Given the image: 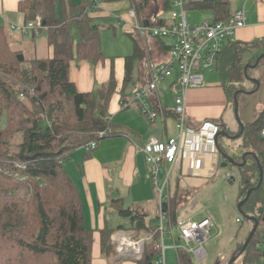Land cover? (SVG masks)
<instances>
[{"label":"trees","instance_id":"1","mask_svg":"<svg viewBox=\"0 0 264 264\" xmlns=\"http://www.w3.org/2000/svg\"><path fill=\"white\" fill-rule=\"evenodd\" d=\"M172 2L173 0H162L160 4L158 0L160 10L165 12L171 9ZM132 5L140 21L153 17V0H132ZM95 8L93 0L19 2L18 10L24 15L25 23L36 20L38 16L46 23L38 35H46L47 43L54 48L53 57L47 59H27L21 51L12 47L9 36L3 26H0V167L3 170L0 173V247L2 244L5 249L8 246L11 253L0 260H4L5 264L8 260L13 264L15 260L23 258L25 253L35 256L52 253L56 259L55 264H91L93 233L84 226L78 191L64 171L62 163L77 149H86L92 142L99 144L115 135L108 116L109 104L116 90L115 79H111L102 93H81L69 77L70 63L74 58L94 64L105 58L102 51V28L98 23L100 18L91 15ZM188 8L210 10L214 21H225L233 14L228 0H190L187 10ZM129 35L132 36L130 33ZM254 45L262 46L264 41ZM244 46L245 44L238 42L229 44L218 58L216 69L229 102L232 101L231 88L242 81ZM260 55L255 58V62ZM141 57L142 48L134 39V53L125 58L124 85L130 83L134 64ZM263 60L264 58L259 64ZM11 79L16 80V85ZM53 92L60 94L61 109H64L60 112L66 115L71 111V118L65 120V123L55 116L58 111L54 104L47 106ZM27 101L31 104L30 108L26 106ZM66 107L69 112H66ZM91 107H97L99 112L89 115ZM15 116L19 117V123L11 131L10 126L13 125ZM72 118L77 123H84L76 131H70L69 128ZM209 122L218 125L220 131L229 135L240 134V129L233 133L222 121ZM244 126V132L236 139L240 142L238 147L242 153L253 152L257 156L263 169V181L242 207L246 214L257 218L256 231L248 247L242 250L246 240L239 243L234 255L238 256L236 261L240 259L242 264H264V138L261 134L264 130V110L255 122L244 123ZM107 129H111L112 134L99 138V132ZM8 132L12 133L11 137L16 133L22 134L23 141L17 153L2 152L5 148L10 149L6 138ZM219 138L220 155L227 154L237 164H242L243 155L229 154L219 145ZM95 150H87V154ZM245 159L246 164L242 166L229 164L238 169L241 192L239 202L260 181V168L256 158L247 156ZM23 189L28 190L23 195L24 198H28V195L32 197L30 209H20L21 205L17 202L21 196L15 198L14 193ZM171 203L175 212L179 203L174 199ZM113 205H116L119 216L128 220L130 227L119 226L115 230H134L135 233L152 230L150 224L146 225L143 216L135 215L132 209L124 206L123 199L114 200ZM34 215L38 216V220ZM131 217H135L134 222ZM251 223L247 236L255 226ZM115 230L107 226L100 233L102 253L108 258L115 253V246L110 240ZM158 253L156 243V250L145 253L138 264H153ZM180 261L181 264H194L191 256L184 253L180 254Z\"/></svg>","mask_w":264,"mask_h":264},{"label":"crops","instance_id":"2","mask_svg":"<svg viewBox=\"0 0 264 264\" xmlns=\"http://www.w3.org/2000/svg\"><path fill=\"white\" fill-rule=\"evenodd\" d=\"M20 1L22 0H0V21L3 22L5 32L6 25L11 32L20 36V38L15 41L9 37L10 44H13L16 50L21 51L25 56L24 51L21 49L23 46L30 45V47L37 50L45 43L47 56L48 58H52L54 55V48L47 43L46 35L43 33L40 35H23L11 28L13 24L23 25L26 22L24 15L18 10ZM93 1L96 8L93 9L91 15L94 18L106 20L107 18L113 17L116 19L119 27L123 28L122 30L125 33L135 34L128 14L133 8L132 0ZM241 6L234 8L233 5L230 4L231 13ZM247 11L246 26L237 32L236 41L246 46H251L257 42L264 41V0L252 1ZM156 17L164 18V11L159 10ZM156 17L153 16L151 19H148L149 25L153 24V18ZM212 19L213 15L207 20ZM110 27L116 28L115 25ZM42 37H44V39H42ZM135 37L136 40L140 38L138 33H136ZM24 38H26V40ZM171 44L172 41L166 43L163 40L146 38L144 43L140 44L144 60H137L135 62L132 79L127 85H124L126 72L125 58L129 56H124V58H121L118 62H115L112 58H104L94 64L88 60L74 58L70 63V80L81 93H97L100 90L99 88L104 85L107 86L112 78H114L116 82V90L112 96L108 111V116L113 125L112 129L115 135L102 140L103 142L98 144V148L91 154L88 155L85 148H83L85 152L81 154L82 148H79L70 155L68 160L62 163L64 171L78 191L84 226L93 233L94 242L91 264H138L131 260L119 258L116 250L114 255L112 257L110 256V258L105 257L102 253L101 231L107 226L114 230L119 226H123V224H112L107 217V212L109 210L108 206L118 214L115 207L116 205H113L114 200L123 199L124 206L133 211L135 210V215L138 214L143 216L147 226L156 221L158 203L156 205L154 204V206L152 205L154 201H157V198L155 189L148 177V169L143 167L144 157L140 151V146L151 137L174 135L170 134L168 129L169 121L176 120V116L173 113L175 109V96L171 88L172 81L167 80L159 86L158 92L160 94L161 103L167 113L164 118H159L154 124H151L137 109L122 110L121 103L125 99L131 97L136 91L144 88L146 84V58L150 57L157 61L167 60L168 49ZM155 48L157 49L154 51ZM157 53L160 56L159 59L154 57V54L157 55ZM32 59L46 58L36 57ZM215 72V70L212 72H205L211 73L209 80L204 77L205 86L202 88L190 89L186 94L189 126L195 128L196 125H193V122L196 124L203 122L202 124H204L209 121H222L231 132L235 133L240 127L235 116L234 105L228 100L220 75L217 74L218 77H214ZM248 92H252V90ZM166 95L171 99L169 100ZM152 98L153 96H151L148 101H153L155 103L154 98ZM163 98H166L165 101ZM169 104L171 107H169ZM193 118L196 120H193ZM222 161L223 158L221 156L216 166L213 164L210 155L195 160L187 157L180 161L172 170L169 199L164 210L172 216L174 221L183 219L201 220L205 215L209 216L203 211V213L197 214V216H186L178 219V207L175 209V212L170 211L171 202L174 199L179 202L178 206L186 207L193 196L197 195L196 199L201 198L202 192L213 186L212 179H214L217 168L219 164H222ZM230 183L233 184L234 182ZM146 203L152 207V213L147 211L145 207ZM128 227L126 226V228ZM249 231L250 230H248V232ZM117 232H125V229L115 230L110 238L111 243H113V235ZM128 232L132 233H125L127 235H135L134 230H128ZM248 232L240 239L239 237L230 238V244L233 242L235 244L231 257L234 256V250L238 247L239 243L247 240L246 237ZM237 262L238 264H242L240 259L236 261V263ZM177 264H179L178 261Z\"/></svg>","mask_w":264,"mask_h":264},{"label":"built area","instance_id":"3","mask_svg":"<svg viewBox=\"0 0 264 264\" xmlns=\"http://www.w3.org/2000/svg\"><path fill=\"white\" fill-rule=\"evenodd\" d=\"M190 0H173V9L169 19L159 20L153 18V24L144 26L134 8L128 13L133 30L136 29L139 39H169L172 44L168 49V59L164 61L146 58V84L144 88L136 91L131 99L121 103L122 110L137 109L154 124L159 118H164L167 111L163 107L158 92L159 86L171 80L172 89H176L175 109L176 129L175 136L151 137L140 146L145 162L148 165V177L158 193V209L156 221L151 224L155 232L158 255L153 264H168L167 250H175L179 264L180 254H188L201 262L206 255L204 244L208 241L215 223L210 216L205 215L201 220L183 219L176 220L173 224L170 215L164 210L168 204L169 188L172 170L177 164L187 157L195 160L210 155L214 165L220 161V151L216 137L220 132L218 125L206 122L199 127H190L187 120L186 94L190 89L205 86V72L216 70L218 58L224 48L235 44L237 32L246 26V11L239 7L232 16L225 21L207 20L200 24H191L188 20L187 6ZM43 20L13 24L11 28L23 35H38L44 29ZM147 94L153 96L155 103L148 101ZM112 130L99 132L98 137L104 138L111 135ZM264 138V130L262 131ZM98 142H92L86 150H95ZM18 167H22L18 165ZM0 167V173L2 172ZM236 175L227 173L226 177L232 181ZM233 182H235L233 180ZM167 221V224H166ZM237 222H241L239 218ZM176 227L179 234L177 244L172 235V228ZM174 241L172 247L165 244L166 236ZM116 253L119 258L138 263L143 259L146 244L153 240V236L134 238L125 232H117L112 237Z\"/></svg>","mask_w":264,"mask_h":264},{"label":"rangeland","instance_id":"4","mask_svg":"<svg viewBox=\"0 0 264 264\" xmlns=\"http://www.w3.org/2000/svg\"><path fill=\"white\" fill-rule=\"evenodd\" d=\"M254 1V0H228V2L233 5L234 8L237 6L244 7L246 14H247V9L249 7V4ZM170 2V1H169ZM162 3V0H160V4ZM173 3V2H172ZM136 3L134 1V7ZM161 9V7H160ZM173 9V5L171 6V9L167 10L164 12V18H159V19H169V14L170 11ZM187 15H188V20L191 24H200L204 22L207 19H210L212 16V12L207 9H199V8H188L187 10ZM142 20V19H141ZM99 23L101 24V40H102V51L106 59L112 58L115 60V62H118L121 58H124V56H130L134 52V39L136 40V33L137 30L134 29L135 34H132L130 36L129 34L125 33L122 29L120 28L119 25L117 24V21L115 18H107L106 20H99ZM0 25L3 26V22L0 21ZM8 25V23H7ZM115 25L116 28H112L110 26ZM6 28V33L8 36L15 40H18L20 36L18 34H15L9 30V28L5 25ZM18 32V31H17ZM21 34V33H20ZM134 38V39H133ZM26 40V38H24ZM44 39V37H42ZM153 40H163L166 43L168 41H171L169 39H153ZM136 42L140 44L144 43V40L137 39ZM161 42V41H160ZM14 49L16 47L11 44ZM22 47V46H21ZM24 51L25 57L28 59L32 58H48L47 52L45 49V43L41 45L37 50H35L33 47L28 46H23L21 48ZM157 48L154 49V51ZM243 49L245 50V56L242 57V81L238 84H236L234 87L231 88L232 92V101L231 103L233 104V99H234V93L237 90H246V91H253L255 86L254 83L251 81L246 80V78L243 76L244 75V67L246 64H251L254 65L255 58L260 55L261 53H264V45L262 46H244ZM52 57V56H51ZM155 58L159 59V55L157 53L154 54ZM140 61L144 60V56L139 59ZM216 72L214 73V77H218L219 73L218 70H215ZM210 74L211 73H205L204 77L205 79L209 80L210 79ZM218 74V75H217ZM248 77L257 79L260 81V87L255 89L254 94H243L240 93L238 97V102H239V108H238V115L240 117V120L243 123H253L257 120V118L260 116L262 111L264 110V60L261 61L259 66H257L255 69H251L247 71ZM11 81L16 83V80ZM14 83V84H15ZM16 85V84H15ZM106 85L102 86L99 88V92H103L105 90ZM235 91V92H234ZM172 92L174 96H176V89H172ZM167 98L170 100L171 98L166 95ZM147 98L150 100L151 95L147 94ZM129 100L131 97L128 98ZM153 99V98H152ZM164 101L166 98H163ZM51 101L48 102L47 106L50 104H54L55 108L57 109V114L55 116L60 117L59 120L63 123H65V120L71 118V111L69 114L64 115L62 112H60L61 109V100H60V94L58 92H53L52 97L50 99ZM153 103V101H151ZM26 106L30 108L31 104L27 101ZM169 107L171 105L169 104ZM88 114L91 115V113H96L99 112L98 108H89ZM64 110V109H63ZM66 112H69V108L66 107ZM72 110V109H71ZM62 113V114H61ZM174 113V110H173ZM175 115V113H174ZM143 116V115H142ZM146 118V117H145ZM188 118V116H187ZM147 119V118H146ZM193 120H196L193 118ZM176 120H171L169 121L168 124V129L170 131V134H176ZM19 123V117L15 116L13 119V125L11 124L10 127H12L11 131H13L14 126H17ZM203 123V122H202ZM202 123H194L193 125H196V127H199L202 125ZM84 123L81 122L77 123L73 118L69 122V128L71 130H77L78 128H81ZM239 125V124H238ZM8 127V128H10ZM7 139L9 140V147L10 149H3L2 152H7L9 154H14L19 151V145L22 143V134L16 133L12 137V133L8 132L7 134ZM172 135V136H174ZM171 137L170 135H168ZM109 140V139H108ZM106 140V141H108ZM103 142L100 141L99 144ZM105 142V141H104ZM239 141H231L228 140L225 137H220L219 138V145L228 151L229 154L237 153L238 155H243L241 149L238 147ZM142 146V145H141ZM83 154L85 152V149H81ZM246 153V152H245ZM144 157V156H143ZM145 162V159H144ZM143 162V167L148 169V165L145 162L144 165ZM225 162V160L222 161V163ZM148 172V170H147ZM231 173L233 175H236L237 181L231 184L227 180V173ZM212 184L213 186L210 189H207L202 192L201 198L196 199V196H193L187 206L180 207L177 205L178 209V219L186 216H197V214L207 213L214 221L215 223V228L213 229L211 233V237L208 242L205 243V249L207 252V256L204 260L201 262H198L194 257H193V262L194 264H228L229 261L231 260V255L233 254V249L235 248L234 242L230 244V238L234 237H239V239L244 235L247 234L248 230H250L252 223H248L247 220L238 212L237 206L239 204V194L240 192V184L238 182V169L237 167H234L232 165H229L228 168H222L221 165L219 164L217 168V172L214 175V179H212ZM27 189H23V191L18 190L14 193L15 198L21 196L20 200L17 202L19 205H21L20 209H30V201H31V196L28 195V198H24V194L27 193ZM30 192V191H29ZM4 194L7 195V192L4 191ZM32 194V193H30ZM155 195L158 201V193L155 191ZM23 196V197H22ZM154 201V204L156 205L158 202ZM25 205L22 206V204ZM27 203V204H26ZM179 203V202H178ZM146 209L147 211H150L152 213V207L149 206L148 203H146ZM109 210L107 212V217L109 221L113 224H123L124 227H128V220L120 217L110 206H108ZM175 208V209H176ZM184 208V209H183ZM35 206L33 205V210L32 212L34 213ZM135 211V210H134ZM170 211H174L173 206L171 205ZM151 216V215H150ZM35 218L38 220V216ZM172 219V223L175 224L172 216H170ZM240 218L241 222H237V219ZM194 220V219H193ZM167 224V221H166ZM126 233H132L128 232V230H125ZM1 233V232H0ZM134 235V234H133ZM154 230H150L149 232H141V233H135L134 238H141V237H147L153 236V240H150L146 244V251L145 253H152L156 250V236H155ZM172 235L175 237L176 243L182 245L183 243L178 240L179 234L177 232L176 227L174 226L172 228ZM248 237V236H247ZM247 239V238H246ZM165 244L168 247H172L174 245V241L170 238V232L166 236L165 239ZM5 245L2 244L0 247V260L4 259L5 256L11 255L9 249ZM237 248L234 250L236 251ZM175 250L169 248L167 250V258H168V264H177V258H176ZM56 259L52 253L43 255V256H35V255H29L27 253L24 254L23 258L17 259L13 262V264H55ZM0 264H5L4 260L3 262L0 261ZM6 264H12L11 260H8ZM238 264V262L236 263ZM258 264H263V263H258Z\"/></svg>","mask_w":264,"mask_h":264},{"label":"water","instance_id":"5","mask_svg":"<svg viewBox=\"0 0 264 264\" xmlns=\"http://www.w3.org/2000/svg\"><path fill=\"white\" fill-rule=\"evenodd\" d=\"M153 1H154V3H155V8H154L153 16L156 17V16L158 15L160 9H159V5H158V0H153ZM143 24H144V26H146V27L149 26V20H148V19H147V20H144V21H143ZM45 25H46V23L44 22V23H43V26L45 27ZM263 58H264V53L261 54V55L259 56L257 62H256L254 65L246 64L245 67H244V76H245V78L248 79V80H252V81L257 85V89L260 87V82H259L258 80H256V79H253V78L248 77L247 71H248V70H251V69H255V68L258 66V64H259V61L262 60ZM255 92H256L255 90L252 91V92H248V91H246V90H237V91L234 93V99H233V103H234V111H235V116H236L237 122H238L239 127H240V134H237V135H229V134H227L225 131H220V132L218 133L217 137H216L217 144H218V138H219L220 136H221V137H225V138H227V139H229V140H236V139H238V138L240 137V135L244 132V130H245L244 123L240 120V117H239V115H238V108H239L238 95H239L240 93H243V94H253V93H255ZM221 156L224 157V158H226V160H227V161H225V162H223V163L221 164V167H222V168H228L229 164H236L237 166L245 165V164H246V159H245V158H246L247 156H254V157L256 158L257 163H258L259 168H260V181H259L258 185H257L255 188H251V189H249V190L247 191L246 197H245L242 201H240L239 204H238V206H237V210H238V212H239V213H240V214H241V215H242L247 221H249V222H253V223L255 224V226L253 227V229H252L250 235L248 236L247 240L245 241V243H244V245H243L242 250H245V249L248 247V245H249V243H250V241H251V239H252V237H253V235H254V233H255V231H256V226H257V224H258V220H257L256 217H254V216H250V215L246 214V213L242 210V207H243V205L249 200L251 194H252L256 189H258V188L262 185V181H263V169H262V167H261V165H260V163H259V160H258L257 156H256L253 152H246V153L243 154V163H242V164H237V163L234 161V159H233L231 156L227 155V154H222ZM232 179H233L234 181L237 180L235 176H234ZM233 180L230 181V182L233 183ZM165 206H166V205H165ZM131 219H132V221H135V217H131ZM237 258H238V256H237V255H234V256L231 258V260L229 261L228 264H234V263L236 262Z\"/></svg>","mask_w":264,"mask_h":264},{"label":"bare ground","instance_id":"6","mask_svg":"<svg viewBox=\"0 0 264 264\" xmlns=\"http://www.w3.org/2000/svg\"><path fill=\"white\" fill-rule=\"evenodd\" d=\"M211 237V236H210ZM210 237H209V239H210ZM209 239H208V241H209ZM207 241V242H208ZM204 248H205V244H204ZM205 252H206V249H205ZM206 256H207V252H206V255H205V257L203 258V260L206 258Z\"/></svg>","mask_w":264,"mask_h":264},{"label":"flooded vegetation","instance_id":"7","mask_svg":"<svg viewBox=\"0 0 264 264\" xmlns=\"http://www.w3.org/2000/svg\"><path fill=\"white\" fill-rule=\"evenodd\" d=\"M246 80H248V79H246ZM248 81H251L252 83H254L252 80H248ZM254 84H255V83H254ZM254 86H255V88H254V90H255V89L257 88V85L255 84ZM254 90H253V91H254Z\"/></svg>","mask_w":264,"mask_h":264}]
</instances>
